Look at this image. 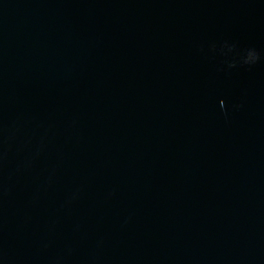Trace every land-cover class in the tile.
<instances>
[{"label":"water","instance_id":"water-1","mask_svg":"<svg viewBox=\"0 0 264 264\" xmlns=\"http://www.w3.org/2000/svg\"><path fill=\"white\" fill-rule=\"evenodd\" d=\"M0 264H264V0H0Z\"/></svg>","mask_w":264,"mask_h":264}]
</instances>
